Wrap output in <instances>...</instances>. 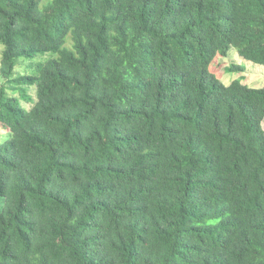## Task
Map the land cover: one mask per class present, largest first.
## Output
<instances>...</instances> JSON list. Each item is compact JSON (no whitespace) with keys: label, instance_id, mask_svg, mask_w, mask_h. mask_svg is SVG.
<instances>
[{"label":"trees","instance_id":"obj_1","mask_svg":"<svg viewBox=\"0 0 264 264\" xmlns=\"http://www.w3.org/2000/svg\"><path fill=\"white\" fill-rule=\"evenodd\" d=\"M0 42V264H264V85L212 71L264 0H0Z\"/></svg>","mask_w":264,"mask_h":264},{"label":"rangeland","instance_id":"obj_2","mask_svg":"<svg viewBox=\"0 0 264 264\" xmlns=\"http://www.w3.org/2000/svg\"><path fill=\"white\" fill-rule=\"evenodd\" d=\"M4 46L0 42V58ZM52 55V52L39 53L31 58L20 57L16 63L14 76L18 74L31 73L33 71V66L38 62L47 59ZM243 65L244 71L242 72H228L227 68L230 65ZM212 71L215 74L221 76V79L224 83H229L230 81L241 76L243 81L250 86L261 87L264 85V65L256 64L252 61L246 60L239 56L235 48H231L227 56H217L216 60L213 62ZM0 85L5 87V90L8 94L19 96L20 91H13L11 83L0 77ZM27 93L33 98L36 99L35 86H29L27 88ZM21 102L26 108L31 106V102L25 101L21 98ZM262 126L264 128V119L262 121ZM5 134L0 132V141L4 138Z\"/></svg>","mask_w":264,"mask_h":264}]
</instances>
